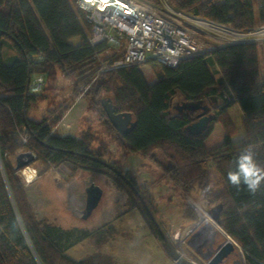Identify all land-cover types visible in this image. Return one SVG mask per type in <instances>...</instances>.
Masks as SVG:
<instances>
[{
    "label": "trees",
    "instance_id": "obj_1",
    "mask_svg": "<svg viewBox=\"0 0 264 264\" xmlns=\"http://www.w3.org/2000/svg\"><path fill=\"white\" fill-rule=\"evenodd\" d=\"M145 1L160 4V0ZM168 2L236 29L264 23V0ZM86 34L89 24L71 0H0V264H115L106 255L74 259L66 253L86 238L101 242L103 237L95 231L63 229L36 217L22 179L9 160L21 148L47 167L68 163L104 174L135 197V206L161 238L134 176L103 158L108 142L102 140L92 148L90 131L61 134L52 129L81 87L62 96L68 88L59 82L68 76L76 79L73 89L94 78L85 93L93 104L109 97L116 111L130 112L135 124L124 137L105 118L107 129L131 151L152 158L183 192L197 187L210 207L220 204L219 224L241 248L243 264H264V190L252 195L243 185L237 188L228 180V172L246 147L255 148L258 162L264 165V45L262 60L253 43H238L184 58L175 67L152 62L156 74L148 83L140 65L96 74L106 46L90 45ZM73 38L76 43L71 42ZM213 65L220 76L210 70ZM36 75L42 76L43 86L30 91ZM176 95L182 100L214 101L202 133L192 135L185 130L193 114L172 111L171 100ZM41 101L48 103L46 113L30 118L28 108ZM233 104L243 112V133L237 139H232L234 126L227 113ZM22 134L27 135L26 143L20 140ZM182 216L190 223L196 219L189 206Z\"/></svg>",
    "mask_w": 264,
    "mask_h": 264
},
{
    "label": "rangeland",
    "instance_id": "obj_2",
    "mask_svg": "<svg viewBox=\"0 0 264 264\" xmlns=\"http://www.w3.org/2000/svg\"><path fill=\"white\" fill-rule=\"evenodd\" d=\"M76 40L77 38H73L71 42L74 43ZM257 48L262 60V46ZM104 54L107 55V53ZM209 67L214 76L218 77L219 74L215 71L216 67L214 65ZM140 70L148 83L154 81L156 69L152 66V62L141 65ZM63 80L62 84L68 88H66V93L69 95L79 86L86 85L83 84L85 82L79 83L73 89L71 87L76 82L73 76H68ZM84 96L87 103H84L82 107L79 105L77 116H75L77 119L74 123V128L77 134L81 132L82 127L87 126L88 129L91 128L90 132L93 134V139H91L92 148H96V146L103 143L102 140L108 142L107 153H105L103 158L108 162L114 163L121 171H129L135 180L138 179L136 182L139 187L141 200L147 206L161 231L172 241V237L180 231L176 225V213L180 208L179 205H174L173 208H170L171 206H165L164 204L166 197L160 192L161 184L165 183L164 178H162L164 173L153 162L152 158L139 152L131 151L123 141H118L116 135L110 132L104 123L106 116L101 102L99 105L93 104L88 95L84 94ZM180 102L181 97L179 95L172 98V111H176L174 105ZM238 108V105L234 104L228 109L234 126L232 139H237L242 135V116ZM101 128L103 132L100 131ZM93 129H97L96 133ZM94 136L97 138L94 139ZM33 157L32 152L21 148L11 155L9 160L22 179L28 202L33 208L36 217L46 219L58 226L72 225L74 223L85 224L91 231H95L96 235L103 237L99 243H94L93 239H83L77 244L70 246L66 250L70 257L82 259L88 255L101 254L110 257L115 264H176L165 253L162 246V238L156 236L153 229L141 215L138 207L135 206L138 203L135 197L131 196L126 189L117 187L104 174L73 168L68 163L47 167L41 161L34 160ZM26 166L32 169L34 175L29 181L22 174V170L27 168ZM89 178L101 186L103 193L91 215L87 219H81L78 214L81 203H83V187ZM156 191L159 197L156 196ZM171 193H173L174 197H177L175 191H171ZM141 200L140 202L143 203ZM182 201L184 202L185 200L182 198ZM191 205L198 206L197 209L205 215V210L210 207L203 200L197 187L187 193L185 206H189L194 211L195 209ZM200 209H203V211ZM166 214L174 218L167 220L164 217ZM189 215L191 214L189 213ZM206 216L210 221H213L208 215ZM219 227L225 232L221 226ZM205 234L206 238H213L217 243L225 239L223 233L214 232L210 226L206 227ZM233 259L240 260L241 264L244 262V257L238 244L229 256V261Z\"/></svg>",
    "mask_w": 264,
    "mask_h": 264
},
{
    "label": "built area",
    "instance_id": "obj_3",
    "mask_svg": "<svg viewBox=\"0 0 264 264\" xmlns=\"http://www.w3.org/2000/svg\"><path fill=\"white\" fill-rule=\"evenodd\" d=\"M73 7L83 13V20L89 24L86 39L90 45L104 43L107 55L99 57L100 68L111 70L131 65L156 62L175 67L180 60L208 54L216 48L238 43L264 45V23L244 29H236L227 24L205 19L173 7L168 0H160L153 5L145 0H71ZM78 88L73 102L84 96L89 84ZM43 78H32L30 88L39 91ZM71 101V102H72ZM69 107V105H68ZM68 107L53 126L56 130ZM70 127L69 124L65 125ZM57 131V130H56ZM58 132V131H57ZM59 133V132H58ZM20 140L27 142V135ZM189 229L183 240L177 234L172 237L177 250H183L189 242ZM190 245L194 246L193 242Z\"/></svg>",
    "mask_w": 264,
    "mask_h": 264
},
{
    "label": "water",
    "instance_id": "obj_4",
    "mask_svg": "<svg viewBox=\"0 0 264 264\" xmlns=\"http://www.w3.org/2000/svg\"><path fill=\"white\" fill-rule=\"evenodd\" d=\"M27 84H29V81H27ZM211 104L212 103H207L203 100H183L180 103L176 104L175 107L177 114H182L185 112L193 114V120L185 126V130L188 133L197 135L202 133L208 127L211 118ZM101 106L109 123L121 137H124L133 128L135 122L132 119L131 113L125 111H116L115 105L109 97L101 98ZM83 192L84 201L78 216L81 219H87L91 215L92 211L97 207L101 199L103 190L96 182L90 180L85 184ZM220 209L221 205L218 204L208 208L205 211L206 214L218 226H220ZM190 227L191 225L188 224L181 231L178 236L179 241L183 240L186 237V232L190 229ZM158 229L161 234V238L163 241L162 246L165 253L176 264H224V262L229 258L231 253L237 247L236 242L224 232L226 235L225 239L222 242L218 243L215 246L212 254L208 255L207 257L203 256L199 250L192 251V246L188 241H186L187 248L192 251L191 256L187 257L177 250L176 245L173 243V241L169 240L160 228ZM227 264H241V262L238 259H233Z\"/></svg>",
    "mask_w": 264,
    "mask_h": 264
},
{
    "label": "crops",
    "instance_id": "obj_5",
    "mask_svg": "<svg viewBox=\"0 0 264 264\" xmlns=\"http://www.w3.org/2000/svg\"><path fill=\"white\" fill-rule=\"evenodd\" d=\"M77 42V40H76ZM74 42V43H76ZM216 67V66H215ZM216 70H217V67H216ZM220 76V74H219ZM34 77V76H33ZM32 77V78H33ZM62 79H60V82L59 83H62ZM64 83V82H63ZM152 83V82H151ZM30 88V86H29ZM30 91H32V89L30 88ZM62 96H68V94L66 93V90L62 93ZM85 96H82L81 98H79L78 100H76L75 102H71L69 104V107L66 111V114L62 117L61 121L59 122L58 126H57V131L61 134H77L76 132V129L74 128V123L76 122V117L77 116V110H78V107L79 105L82 107V105L84 103H87L86 99L84 98ZM213 100H211V102L209 101H206L208 103H212ZM214 102V101H213ZM176 105V104H175ZM234 105V104H233ZM238 105V104H237ZM239 107V106H238ZM86 108V106H85ZM48 109V103L46 101H41V102H38L36 104H33L31 105L28 110H27V114L30 118L32 119H38L39 117H41L44 113H46ZM229 109V108H228ZM228 109H227V113L228 115L231 117V115L229 114L228 112ZM240 109V108H238ZM240 115L243 117V112L241 111L240 109ZM241 117V118H242ZM66 124H69L70 127H66L65 125ZM91 129V128H90ZM90 129H88L87 126H84L81 128V132H79L78 134H81L82 132H87V131H91ZM78 131V130H77ZM93 131H97V129H93ZM102 131V128L101 130ZM105 131V130H104ZM103 132V131H102ZM96 133V132H95ZM243 133V131H242ZM107 135V134H105ZM108 137V136H106ZM33 168V167H32ZM34 169H36L34 167ZM128 169L131 170L130 167H128ZM37 170V169H36ZM163 173V172H162ZM148 177V176H147ZM164 178L165 180V183H162L161 186H160V192H162L163 196L166 197V201H164V204L165 206L166 205H169L171 206L170 208H173L174 205H179V210L178 212L176 213V218H177V221H176V225L178 226L177 228H179V232L177 233V238L179 236V234L181 233V231L185 228V226H187L190 222H188L183 216V211H184V206H185V203H186V198H187V193L183 192L180 188H178L171 180L170 178L164 174V176L162 177ZM90 180H92L91 178H89V180L87 182H89ZM138 180V179H137ZM136 180V181H137ZM86 182V183H87ZM95 182V181H94ZM85 183V184H86ZM98 184V183H97ZM99 185V184H98ZM85 186V185H84ZM100 186V185H99ZM101 187V186H100ZM84 189V187H83ZM171 191H175V193L177 194V197H174V195H172L173 193H171ZM156 196H157V191H156ZM159 197V196H157ZM182 198L185 200L184 202L182 201ZM84 201V192H83V200ZM83 203H81V207H82ZM177 208V206H176ZM81 209V208H80ZM164 216V215H163ZM164 217H166L167 220H171L172 218L174 217H169L168 214H166ZM60 227H62L63 229H69V228H73V227H77V228H83V229H89L88 226H86L85 224H81V223H74L72 225H59ZM91 231V230H90ZM88 239V238H86ZM194 245H195V248L198 247L199 245V241L196 239L195 241H193ZM239 246V245H238Z\"/></svg>",
    "mask_w": 264,
    "mask_h": 264
},
{
    "label": "clouds",
    "instance_id": "obj_6",
    "mask_svg": "<svg viewBox=\"0 0 264 264\" xmlns=\"http://www.w3.org/2000/svg\"><path fill=\"white\" fill-rule=\"evenodd\" d=\"M228 180L237 188L243 185L252 195L264 190V165L258 162L255 148L246 147L237 156Z\"/></svg>",
    "mask_w": 264,
    "mask_h": 264
},
{
    "label": "flooded vegetation",
    "instance_id": "obj_7",
    "mask_svg": "<svg viewBox=\"0 0 264 264\" xmlns=\"http://www.w3.org/2000/svg\"><path fill=\"white\" fill-rule=\"evenodd\" d=\"M181 101H183L182 99H181ZM208 103V102H207ZM176 105H174V109H176V107H175ZM191 207L192 208H194L195 210H194V213L195 214H197L196 215V219H195V221H193L192 223H189L190 225H191V227H190V233H189V236H188V238H189V243L190 242H193V241H195L196 239L199 241V245H198V247H196L195 248V245L194 246H192L191 247V249H192V251H195V250H199L201 253H202V255L203 256H208V255H210V254H212V252H213V250H214V248H215V246L218 244L216 241H215V239H213V238H209V237H207L206 238V234H205V229H206V227H207V223H206V220L203 218V216L201 215L203 212H200L199 211V209H197L198 208V206L197 207H195V206H192L191 205ZM201 211H203V209H200ZM207 210V209H206ZM205 210V211H206ZM184 212V211H183ZM151 214V213H150ZM152 216V215H151ZM154 219V218H153ZM155 221V220H154ZM201 223H203V224H201ZM155 224L157 225V223H156V221H155ZM158 226V225H157ZM159 228V227H158ZM187 238V237H186ZM184 245V248H183V250L185 251V253L187 254V257H190L191 256V254H192V251L191 250H189L188 248H187V245L186 244H183ZM232 261V260H231ZM231 261H229V258L224 262V264H227V263H229V262H231Z\"/></svg>",
    "mask_w": 264,
    "mask_h": 264
},
{
    "label": "bare ground",
    "instance_id": "obj_8",
    "mask_svg": "<svg viewBox=\"0 0 264 264\" xmlns=\"http://www.w3.org/2000/svg\"><path fill=\"white\" fill-rule=\"evenodd\" d=\"M26 167L27 168H24L22 170V174L24 175V177L26 178V180L29 181V180H31L33 178L34 175H33L32 169L28 168V166H26ZM202 215H203L204 219L206 220L207 226H210L211 229L214 232H220V233H223L225 235V233L221 230V228L214 221H210L209 220V218L206 216L207 214L205 215L204 213H202Z\"/></svg>",
    "mask_w": 264,
    "mask_h": 264
}]
</instances>
